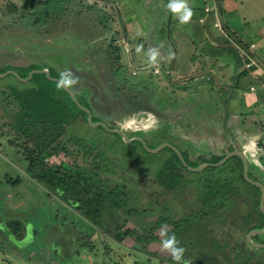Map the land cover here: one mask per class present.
I'll return each instance as SVG.
<instances>
[{
	"label": "rangeland",
	"instance_id": "obj_1",
	"mask_svg": "<svg viewBox=\"0 0 264 264\" xmlns=\"http://www.w3.org/2000/svg\"><path fill=\"white\" fill-rule=\"evenodd\" d=\"M195 1L197 6L193 9L204 14L203 22L209 18L208 14L214 13L215 38L210 36L205 40V54L199 43L191 42L186 29L174 27L171 33L168 20H162L163 23L154 20V0H0V68L39 63L45 69L54 67L58 73L70 69L81 78V83L73 89L88 99L96 116L110 121L112 128L123 129L129 138H149L148 144L156 148L164 142L176 144L189 152L191 158L187 154L186 158L196 167L214 163H201L199 159L202 153L206 156L209 146H218L215 143L221 140L223 151L228 145L224 125L232 135L233 147L250 159L251 178L256 177L264 184V102L247 107L251 78L250 68H246L254 54L249 47L254 43L258 48L249 31L255 24H261L264 29V0L251 5L253 11L248 12L247 18L242 14L246 13L248 3L243 10L240 7V11L236 9L229 16L234 19L235 23L230 21V24L238 32L236 35L224 28L223 22L228 21V0L225 8L224 0ZM189 3L191 6L193 0ZM206 7L210 8L209 12ZM122 10H126L127 18L137 16L125 20ZM146 19L154 20L150 23L152 29L148 28ZM157 24L164 33H170L164 41L156 38L160 34L154 33ZM132 25H136L134 31ZM187 26L195 31L191 22ZM138 32L143 35H137ZM127 33L132 37L130 42L125 39ZM239 36L245 37L243 45H237ZM173 37L178 41L175 51ZM215 40L219 42L215 44ZM141 45L143 50L138 53L136 49ZM209 45L214 51L209 52ZM150 47H160L156 65L148 62ZM186 49L195 53L187 54ZM169 51L175 53L173 59L168 58ZM242 69L246 72H240ZM210 71L222 77L226 84L221 88L214 84ZM14 85L23 87L13 74L0 78V226L8 219L20 218L27 229L18 237L0 230V264H68L71 259L76 261L70 264H175L162 248L165 237L161 235L165 229L171 235L175 225L168 220L174 218L180 223L187 219L193 223L192 229L183 227V233L175 234L181 246L191 244L189 250L198 257L204 254L201 239H205V223H199L198 219L203 213L197 201L198 188L188 190L181 201L165 195L164 188L157 184L155 172L170 156L169 149L145 154L142 147H134L131 141L123 144L112 132L90 126L86 118H78L68 126L66 140L58 145L61 152L49 151L43 167L60 166L61 174L76 172L78 185L88 187L91 195L104 190L118 197L120 204L107 201L100 226L77 209L79 200L75 202L76 196L70 191L48 189L45 180L38 181L37 176H42V172L39 167H30L25 140L17 138L10 125L19 110L13 97L10 102L6 99L10 86ZM227 85L234 91L232 98H228L231 93L223 88ZM254 87L252 91L257 90ZM226 100L230 114L223 122ZM134 105L142 107L132 111ZM246 107L251 108L245 110ZM248 117L258 122L257 125L246 124ZM80 138L83 141L78 143L76 139ZM86 151L92 155L85 156ZM94 156L100 162L97 169ZM232 161L225 166L186 170L184 174L195 181L197 177L205 181V192L215 191L216 185L221 184L218 180L225 177L223 174L228 176V171H232ZM85 177L93 178L87 182ZM254 199L252 190L246 194L236 192L231 204V210L240 211L236 216L241 228L236 234L239 233L237 241L243 243L248 233L244 216L250 214L249 225L260 221L261 207ZM193 208L195 212L191 213ZM233 229L225 228V232ZM33 230H37V235L30 236ZM256 239L257 243H264V234ZM252 247L256 252H264V247ZM107 248L109 254L105 253ZM185 257L188 258L186 253Z\"/></svg>",
	"mask_w": 264,
	"mask_h": 264
},
{
	"label": "trees",
	"instance_id": "obj_2",
	"mask_svg": "<svg viewBox=\"0 0 264 264\" xmlns=\"http://www.w3.org/2000/svg\"><path fill=\"white\" fill-rule=\"evenodd\" d=\"M239 40L240 42H243L242 39ZM42 68L44 67L37 63H32L26 67L6 66L0 69V73L10 69H15L22 77H28L33 69ZM49 71L50 76L46 72L38 71L33 74L29 81H22L19 79L20 82L23 83V87L17 85L10 86L11 92L8 94L9 96L6 99L9 100L10 97H13V101L17 102V105L19 106V110L10 122V125L16 133V137L20 139L23 137L25 140V153L26 158L30 163V167H39L38 169L42 172V176H37L38 181L45 180L47 183L46 187L48 189L58 191L59 188H64L65 190L70 191L71 195L76 196L75 202H78L79 200L78 205H76L77 209L86 217L91 219L95 224L100 226L102 225V216L105 212L107 201H111L114 205L120 204L117 201L118 197H112V192H106L104 190H99V193L96 196L91 195L92 191L88 187L84 188L83 186L81 188L78 185L79 179L76 172L69 173L66 171L61 174L62 168L60 166L55 167L54 165H49L46 168L43 167L47 164L45 160L49 155V151H53L57 154L61 152L58 145L62 141L66 140L64 137H66V130L68 129V126L80 116H83L86 119L88 118V112L78 105L66 89L57 88L58 80L53 78H59L58 71L54 67H50ZM243 72H246V69H244ZM211 76L213 77L214 75L211 74ZM240 76L242 77V73H240ZM77 97L83 105L89 107L88 103L85 102V96L77 94ZM93 120L99 121L100 119L94 117ZM100 127L105 129L104 126ZM114 134L119 136L122 140V135L120 133L116 132ZM69 139H71V136ZM80 140L82 142L83 138L76 139L77 142L79 141L78 143H80ZM230 142L231 144L229 143L228 148L229 150H234L235 147H233L232 141ZM122 143L125 144L124 140ZM132 144L134 147L142 146L147 154L153 155L148 149H146L142 141L136 140V142H132ZM151 147L155 148V146ZM165 149H169V151H171V155L163 162L164 165L162 169L157 172V176L165 178L164 182L168 185L167 187L174 189V184L176 183L174 182V179L176 177L169 173V168L171 167L170 165L172 163L182 165L183 163L179 155L171 147L167 146L163 150ZM89 155H92L91 151H86L85 156L88 157ZM184 156L186 157V155ZM223 157L224 155H212L210 160L204 159L203 161L216 163ZM95 159H98V156H94V160ZM231 160L239 166L238 168L234 167V170L236 171L234 178L239 183L236 187L238 192L243 193L249 187V189L253 191V195L256 197L255 203L260 204L262 190L260 187L252 184L245 178L243 159L240 156L235 155L222 165H227ZM98 165H100L99 161ZM211 166L216 167L214 165ZM92 178L93 177H85V180L90 182ZM172 183L173 186H169V184ZM83 193H88L90 196L85 198V196L82 195ZM259 213L260 221L258 220L259 222L257 224L249 225L248 223L250 221L247 219L245 220L248 232L253 229L264 228V213L262 210H260ZM249 217L250 214L247 218L249 219ZM156 228L157 226L154 229ZM26 229L27 227L25 221L20 218L8 219V222L5 225L0 226V230L2 232L5 234L8 233L7 235L12 233L16 237L24 233ZM172 233H174V230H171L170 234ZM35 235H37V230H33L32 234H30V236ZM125 235H128V232H126ZM259 236L260 235H256L254 238H258ZM253 250V253H249V251L241 253L242 258L240 260V264H264V252H256L254 247ZM108 252L109 248H107L105 253L109 254ZM188 260L191 261V264H199L195 259ZM73 261L75 262L76 260L71 259L67 263L70 264Z\"/></svg>",
	"mask_w": 264,
	"mask_h": 264
},
{
	"label": "flooded vegetation",
	"instance_id": "obj_3",
	"mask_svg": "<svg viewBox=\"0 0 264 264\" xmlns=\"http://www.w3.org/2000/svg\"><path fill=\"white\" fill-rule=\"evenodd\" d=\"M37 64H39V63H37ZM16 67H21V66H16ZM24 67H26V66H24ZM42 69H45V68H42ZM13 70H15V69H13ZM33 70H35V69H33ZM13 76H15V74H13ZM73 91L75 92L76 97H77V94L83 96L77 90L73 89ZM77 99H78V97H77ZM78 101L80 103V104H78L79 106L83 105L80 102L79 99H78ZM85 102L88 103L89 107L86 106V105H83V106L88 108L91 111L92 120H93L94 117H97V118L100 119L99 121H94L93 120L98 125L90 124V121H89V115L90 114L86 110L88 112V118L86 120H87V122L89 123L90 126H94V127L104 126L103 124H100L101 122H104V123L107 124V126L109 128H112L110 126V121L102 120L100 117L96 116V114L94 112V109L91 106V103L88 101L87 98H86ZM141 107H136V105H134L132 111H137ZM78 118H84V117L80 116ZM78 118H76L75 120H77ZM104 127H105V129H104L105 131H110V132H112V134L116 133L114 131L108 130L106 126H104ZM134 136H137V135H134ZM134 136H132V137H134ZM224 136L226 137L225 134H224ZM128 137H130V136H128ZM142 138L147 143V145H149V147H150L151 144H148L149 138L143 137V136H142ZM123 140H124V138L122 136V141ZM133 141H136V140H133ZM230 141H231V138H230V140L228 139V145L227 146H229V143L231 144ZM124 142H127V141L124 140ZM131 143H132V141H131ZM215 144H217L218 146H215V147L209 146V148L206 149V152H205L206 156L205 157L203 156L204 153L201 152L202 156L199 157V159L202 160L201 163L205 162V161H203L204 159L210 160L212 158V155H216V153H218L220 151L221 145L223 144L222 141L219 140ZM174 145H176V144H174ZM138 147L139 146H137L136 148H138ZM140 147H142V146H140ZM177 147L180 149V151L183 154V156L187 154L189 156V158H191V156L189 155V152H186L185 149L180 148L179 146H177ZM202 151L203 152L205 151L204 147H203ZM144 152H145V150H144ZM151 153L155 154L153 152H151ZM145 154H147V153L145 152ZM197 156H198V154H197ZM184 158L188 162V164H190V162L187 160V158L185 156H184ZM95 162H96V164H95L94 168L97 169L98 166H99L98 165V159H95L94 163ZM208 162H211V161H208ZM163 165H164V163L161 164V167L155 172V174H156V178H157V184H159L160 186H162L164 188L165 195L170 194L173 198H175V199L180 198L181 201H184L183 198L188 193L187 191L188 190H192L194 187H196V188H198V190H197V194L198 195L197 196H198V199H199L197 201H198V203H201V205L203 207V213L199 216L198 219H199V223L200 222L201 223H203V222L205 223V239H201L202 240L201 244L203 245V248L205 249V252H203L204 254H202L200 257H198L194 252H192V250H189L191 244L182 245V247H184L185 250H186L185 253L188 255V258L185 257L186 259H195L199 264H240V260L242 258V254H241L242 252L246 253V252L249 251V253H253L254 250H253L252 246L259 247V246H256V245L252 244L248 240L247 235H248V233L250 231L247 233V235L245 237L246 243H243L241 241H237V238L239 236L238 232L240 230L238 228L240 227V224H239V222L237 220V216L236 215L240 211L238 209L236 211L231 210V208L233 207V206H231V204H232V202L234 200V195H235L236 192H238L236 187L239 184L238 181L235 180V178H234V176L236 174V171L234 170V167H237V168L239 167L236 163L233 162L232 165L230 166V169L232 171H235V172H232V171L229 172L228 171V173H229L228 176H226V173H224L223 175L225 177L223 179H219L218 180L219 183H221V184L218 183L219 185H216V190L215 191H211L212 190L211 189L210 191H206V192H205V181H201L199 177H197L198 180L195 181L193 179V177H190L188 174H184V173L188 172L186 170L194 171V170L190 169L189 167H187L186 164H184V163L182 165L176 164V163H172L170 165L171 167L169 168V170H170L169 173L176 177L174 179L175 180L174 182H176V183L174 184V187H175L174 189L168 188L167 187L168 185L165 184V182H164L165 178L157 176V172L162 169ZM191 166L196 167L194 165H191ZM197 167H199V165ZM254 180H258V178L255 177ZM226 182H229V183H226ZM169 186H173V183L169 184ZM239 193H241V192H239ZM246 193H251V190L249 189V187H248L247 190H245V194ZM254 198H255L254 201H256V197L255 196H254ZM260 202H261V200H260ZM194 212H195V208H193L191 213H194ZM248 215H249V213L244 216V222H245L246 219L250 220V218L249 219L247 218ZM186 217L188 218L189 215H187ZM187 218H185V219H187ZM168 221L171 222V224L175 225V228L172 229V230H174V234H177V235H180L181 233H183V231L181 230L183 227H187L188 226L191 229L193 227L192 221L188 220V219L185 220L183 223L182 222L180 223L179 220L176 219V218L168 220ZM160 223H162V221H160L157 224V227H159ZM184 225H186V226H184ZM231 227H234V229L231 230L229 233H226L225 232V228H231ZM198 228L200 229V226H197V229ZM191 229L190 230L186 229V231H189V233H193L194 230L191 231ZM216 229H218V232L216 231ZM221 230H224V231L221 232ZM237 230H238V232H237L238 234H236ZM217 233H221L220 236H217ZM256 235H262V234L253 235L252 236V240L254 242H257V241L254 240V239H256V238H254ZM227 238H229V240H227ZM231 240H233V241L231 242ZM249 247H251V248H249Z\"/></svg>",
	"mask_w": 264,
	"mask_h": 264
},
{
	"label": "crops",
	"instance_id": "obj_4",
	"mask_svg": "<svg viewBox=\"0 0 264 264\" xmlns=\"http://www.w3.org/2000/svg\"><path fill=\"white\" fill-rule=\"evenodd\" d=\"M166 1V2H165ZM154 0V10L152 11V13H153V16H155L156 15V18L154 19L156 22H158V21H160L161 23H163L162 22V20L164 21V20H168V24H169V27L171 28V33L173 32V30H174V27L176 28V30H177V27H182V28H184V29H186L189 33L188 34H190V37H192L191 38V42L192 41H195V42H197V43H199L200 45V50H202L204 53L203 54H205V40L206 39H210V36L211 37H213V34H212V32L214 31L213 29H214V27H213V22L215 23V20H214V15L213 14H208L209 16H207V17H209V18H206V21H201V19L202 18H204L205 19V17H204V14L202 13V12H196V10H194V15H193V17H192V19H191V23H192V25L194 26V28H195V31H191L189 28H188V26H187V24H180L179 23V21H178V19H176L174 16H173V14L168 10V7H167V5H168V2H169V0ZM203 2L205 1V0H202ZM228 4H229V8H227V10H226V18L228 19V21H227V23H226V21H224L223 23H224V28L226 29V31L228 30V32H230V34L232 33H234L235 35H236V33H238V32H236V30H234V29H231V25L232 24H230V21H231V23H235L234 22V19L233 18H229V16H233V14H234V12L236 11V9L238 10V11H240L239 10V8L241 7V10H243V8H245L246 7V5H247V3H248V9H246L245 11H246V13H244V14H242L243 16H244V18H247V16H248V12H251V11H253V10H251L252 8H253V6H255L254 5V2H256V0H228ZM60 5V2L58 3V5H57V7L56 8H58V6ZM251 5H253L252 7H251ZM126 8L128 7V6H126V5H124ZM196 7L197 6V4H196V1L195 0H193V4L191 5V7L193 8V7ZM225 6H226V1L224 0V8H225ZM61 8H62V6H61ZM125 8V9H126ZM230 10V11H229ZM251 10V11H250ZM227 11H228V13H229V15H227ZM126 10H122V13L124 14V16H125V20H127L128 18H132V19H134L135 18V16H137V14L136 15H130V17H128L127 18V15H126ZM70 13V12H69ZM160 15V16H159ZM223 16H225V15H223ZM152 17V16H151ZM249 17V16H248ZM154 20H151L150 19V21H148V19H146L145 21H148V24H147V26H148V28L149 29H152V25L150 24L151 23V21H154ZM173 21H175V24H173ZM134 24H136L134 21H132ZM160 22H159V24H160ZM159 24H157V29H154L155 31H154V33H160L158 36H156V38L159 40V42L160 41H164V40H166V38L165 37H168L167 35L168 34H170V33H167L166 34V32L164 33L163 32V28L161 29V28H159L160 26H159ZM261 25V24H260ZM260 25H257V24H255L254 25V27H253V29L251 30V31H249V35H250V37H252V36H254L255 37V42L256 43H258V48H257V50H256V48H254L253 50L254 51H252V49L249 47V51L251 50L252 51V54L254 53V54H256L257 53V55H254L253 54V57L252 58H254V59H256L257 61H258V64L257 65H255V66H252L249 70H250V72L248 73L249 74V76H250V78H251V83H250V85H249V90H250V94L248 95L249 97H248V100H247V107H249V106H256L257 104H258V102L260 103V101H263L264 102V62L262 61V60H264V29L262 28V26H260ZM184 26H186V27H184ZM136 27V25H132L131 26V28L133 29V31H134V28ZM233 30H234V32H233ZM132 33V30H129L128 31V33ZM220 32V31H219ZM128 33H127V35H126V37H125V39H126V41L128 42H130L131 41V39H132V35L131 36H128ZM220 34H221V36L222 37H225V38H228V40H229V37L226 35V34H222L221 32H220ZM219 37V38H222V37ZM209 37V38H208ZM213 38H215V37H213ZM218 38V37H217ZM239 38H241V39H243V40H245V37H243V36H239ZM172 39V38H171ZM175 38L173 37V41H174V43H175V46H174V49H173V51H175V50H177L178 49V46L176 45V43H178V41L177 40H174ZM252 39V38H251ZM231 40V39H230ZM175 41H177V42H175ZM132 42H133V40H132ZM207 43H210V44H212V42H210V41H206ZM217 42H219V41H214V43L216 44ZM231 42V41H230ZM254 42V41H253ZM238 43H240V44H242L241 42H238L237 41V45H238ZM202 44V45H201ZM251 44V43H250ZM243 45V44H242ZM199 46H196V47H199ZM249 46V45H248ZM247 46V47H248ZM146 47V46H145ZM151 48V47H150ZM153 48H155V47H153ZM156 48H158L159 49V52H161V50H160V47H156ZM148 49V48H147ZM189 49V48H188ZM188 49H186L184 52H186L187 54H188V52H190V51H192V54H194L195 53V51L194 50H188ZM197 49V48H196ZM208 50H210L211 49V46L209 45V47L207 48ZM198 50H199V48H198ZM212 51H214V50H210L209 52H212ZM199 54V53H198ZM247 54H248V52H247ZM251 54V53H250ZM263 54V55H262ZM194 55H192V57H193ZM241 56V55H240ZM256 56V57H255ZM191 57V58H192ZM195 58V57H194ZM242 58V57H241ZM204 60V59H203ZM197 65H198V62H197V60H195L194 61ZM228 64V63H227ZM224 69H222V70H220L221 71V73L223 74L224 73V71H223ZM243 71V69L240 71V72H242ZM210 72H212L213 73V77H212V79H213V81H214V84H218V86H219V88H221L220 86L222 85V84H226L225 82L223 83L222 81L224 80L222 77H218L216 74H215V72L214 71H210ZM223 79V80H222ZM228 79V81H229V77L227 78ZM220 80H221V82H220ZM254 86H256L257 87V90H254V91H252V88L254 87ZM185 88V87H184ZM224 89H225V91H227L228 93H231L229 96H228V98L229 97H231V95H232V97H233V94H234V91L232 92L231 91V89H229L230 87L227 85V86H224L223 87ZM255 88V87H254ZM231 97V98H232ZM192 100H195V98L194 97H192ZM228 100V99H227ZM227 100L223 103V104H225L224 105V111H225V116H224V118H223V122H226V120H227V118H228V116H229V110H228V108H227ZM174 105H177L176 103L174 104ZM246 107V109L245 108H243V109H245V110H247V109H250V108H247ZM249 118V117H248ZM256 124L257 125V123L258 122H255L254 120H252L251 118H249V120H248V122L246 123V124H248L250 127H252V125L253 124ZM223 130H224V134L226 135V139L228 140H230V136L229 135H231L230 134V132H228V130H226V128L224 127V125H223ZM232 136V135H231ZM131 137V136H130ZM242 137V136H241ZM242 138H244V137H242ZM246 138H249V137H246ZM232 141V140H231ZM165 143V142H164ZM163 144V143H162ZM232 144H233V142H232ZM229 146H224V150L222 151L221 149V151H219L218 153H216V155H225V154H227L228 152H230V151H232V150H229V148H228ZM249 159V158H248ZM249 161H250V159H249Z\"/></svg>",
	"mask_w": 264,
	"mask_h": 264
},
{
	"label": "clouds",
	"instance_id": "obj_5",
	"mask_svg": "<svg viewBox=\"0 0 264 264\" xmlns=\"http://www.w3.org/2000/svg\"><path fill=\"white\" fill-rule=\"evenodd\" d=\"M168 10L178 19L180 24H188L194 15V10L190 6L189 0H169ZM137 35H143L138 32ZM143 50V45L137 47L139 53ZM148 62L150 65H156L159 62L160 52L158 48H149L147 50ZM175 53L169 51V59H173ZM81 83V78L73 73L70 69H65L59 73L57 81L58 89H72ZM163 228V226H162ZM161 235L165 238L162 240V248L171 255L175 264H191V261L185 258V248L181 246L180 240L172 233L169 235L168 230H163Z\"/></svg>",
	"mask_w": 264,
	"mask_h": 264
},
{
	"label": "water",
	"instance_id": "obj_6",
	"mask_svg": "<svg viewBox=\"0 0 264 264\" xmlns=\"http://www.w3.org/2000/svg\"><path fill=\"white\" fill-rule=\"evenodd\" d=\"M38 71H40V72H46V73L50 76V71H49V69H35V70H33V71L29 74L28 77H22V76H21L16 70L10 69V70H7V71H5V72H3V73H0V78L5 77V76H7L8 74H15V76H16L18 79H20V80H22V81H29V80L32 78L33 74H34L35 72H38ZM52 78H53V77H52ZM53 79L58 80L59 78H53ZM66 90L71 94V96L76 100V102H77L78 104H80L79 101H78V99H77V97H76L75 92L73 91V89H66ZM80 106H81L83 109H85V110H87V111L89 112V114H90V115H89V121H90V123H91L92 125H98L97 123H95V122L92 120V113H91V111H90L88 108L84 107L83 105H80ZM100 124H103L104 126H106L108 130H111V131H114V132H118V133H120V134L123 136L124 140L127 141V142H130V141H133V140H140V141H142L143 144L146 146V148H147L149 151L153 152V153H157V152H159L160 150H162L163 148L169 146V147L173 148V149L177 152V154H178L179 157L181 158L182 162H183L184 164H186V166H188V167H189L190 169H192V170H202L203 168H205V167H207V166H210V165L219 166V165L224 164V163H225L230 157H232V156H235V155L240 156V157L243 159V162H244V176H245V178H246L249 182H251L252 184H254V185L260 187L261 190H262V197H261L260 207H261L262 211L264 212V184H263L262 182L258 181V180H254V179L251 178V176H250V170H249V160H248V157L246 156V154H244V153H243L242 151H240L239 149L235 148V150L228 152V153H227V154H226V155H225L220 161H218V162H216V163H206L204 166H201V167H193V166H189L188 162L185 160V158H184L183 154L181 153L180 149H179L177 146H174L173 144H171V143H169V142H165V143H163L161 146H159V147H157V148H151V147H149V145H147V143L143 140L142 137L129 138L128 135L126 134V132H125L123 129H121V128H109V127L107 126V124L104 123V122H101ZM229 136H230V138H231V140H232V136H231V135H229ZM232 142H233V140H232ZM263 233H264V228H263V229H256V230L254 229V230H251V231L248 233L247 238H248V240H249L252 244H254V245H256V246H259V247H264V243H257V242H254V241L252 240V236H253V235H255V234H263Z\"/></svg>",
	"mask_w": 264,
	"mask_h": 264
},
{
	"label": "built area",
	"instance_id": "obj_7",
	"mask_svg": "<svg viewBox=\"0 0 264 264\" xmlns=\"http://www.w3.org/2000/svg\"><path fill=\"white\" fill-rule=\"evenodd\" d=\"M206 11L209 12L210 11V8L206 7ZM203 21V19L201 20ZM217 26L219 25V23L216 24ZM251 49H254L255 48V44L253 43L251 46H250ZM258 64V61L254 58L251 57V60L246 64V68H251L252 66H255ZM252 89H255L254 87Z\"/></svg>",
	"mask_w": 264,
	"mask_h": 264
}]
</instances>
